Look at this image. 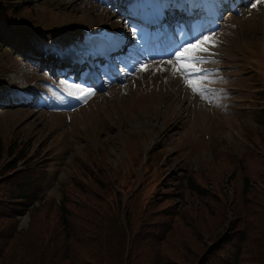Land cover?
I'll use <instances>...</instances> for the list:
<instances>
[{
  "label": "rangeland",
  "instance_id": "374dc122",
  "mask_svg": "<svg viewBox=\"0 0 264 264\" xmlns=\"http://www.w3.org/2000/svg\"><path fill=\"white\" fill-rule=\"evenodd\" d=\"M250 4H255V7H238L236 12L227 13L228 18L222 22V26L217 31L204 33L212 36L215 46L210 47L208 52L214 54L215 57L195 62L197 67L204 65L218 67L214 71L196 75L195 78L200 84L235 86L236 88L230 87L232 88L230 92L235 90L237 93L231 94V102H226L227 98H219L214 91L210 90L202 94L194 93L190 87L185 86L182 89L184 97L182 93H177L174 99H166L168 105L174 107L170 108L172 114L177 112L179 105L186 106L185 101L188 102L187 106L191 105L189 111L186 108L182 113L178 112L177 118H182L181 114L188 112L189 114L183 117L179 126L175 125L176 129L173 128L174 130H170L161 120L152 119L159 112H166V105L160 106V103L164 101L163 93L157 95L153 92H146V101L142 95L143 91L134 96L138 85L137 80L110 87L107 92L97 93L86 100L78 110L67 114L68 118L57 115L53 105L44 106L39 110L35 106L0 104V214L6 215L7 211H13L15 208L8 202V190L12 188L10 176L15 174V171L7 170L6 162L8 161L5 155L7 149L14 145L16 136L19 137L21 143H18L24 146L26 153L30 152L28 161H26L28 164L26 162L19 164L18 172L36 173L48 163V154L56 156L62 152V157L50 165L53 176L47 177V182L43 185L30 184L34 190H37L36 199L31 201L30 208L38 207L44 199L58 202L61 198V188H66L74 181L72 173L77 174L83 185L91 188L93 183L89 179L90 175L86 174L87 170L84 165L90 171H92L90 164L97 171L101 170L97 163V157L89 154L90 150L87 145H91V148L100 150L99 153L103 161L106 162V168L112 173L111 179L115 186L108 181L107 187L112 191L113 196L105 198L111 211L122 219L123 225L127 208L130 212L129 217L132 209L137 205L142 208V214L145 216L137 219L136 214L134 222L129 227L116 221L115 227L112 228L115 233L124 231L123 246L115 244L113 250L89 251L78 255L73 260L79 264H192V261L197 262L198 256H200L198 264L209 258L233 260L234 246L238 242L241 231L248 229L255 235V238L245 251H242L241 256L247 252L246 264H255L254 256L250 252L258 251L264 243V219L261 218L264 206L255 200V195L264 196L257 191L259 185L254 186L250 181L246 196L240 194L241 180L231 182L230 173L232 168L239 167L232 165L225 168L222 174L206 179L205 186L209 194L207 197L195 196L189 194L185 189L186 184L183 176L187 174V171L184 172L182 168V166L193 168L197 173L200 172L202 179L205 178L204 172L211 160L212 150L208 139L201 133V119L210 120L213 133L211 135H215L221 141L220 150L227 153L231 161L245 157L252 158L258 163L264 161L257 158H264V130L258 122L260 118L254 114V110L247 111L246 108L241 107L248 106L245 103L249 102V99L256 106L255 96L241 88L250 87V77L254 74L257 76L256 71L260 64L250 61L252 73L238 80L225 76L219 68L223 67L226 72L229 69H234L235 66H230L233 58L238 61L243 59L242 55H249L243 48L235 50L243 27L250 35L264 33V0H252ZM35 5L51 10L57 16L69 17L73 23L72 28L89 24L90 19H100L103 16H108L114 21L117 19L112 11H105L106 14H103V10L86 0H36ZM92 7H96L98 10H93ZM86 9H89V15L78 20L77 17L84 15ZM38 16H42V22L52 20L51 15L47 13H40ZM62 28L32 25L26 33L29 35L36 33L33 37L36 41L34 55H40L37 48L52 45L55 40L61 41V33L64 31ZM4 33L8 38L15 37L16 34L14 29L7 28L4 29ZM249 33L244 35L246 41H250ZM65 40L66 42L70 41L69 38ZM257 47L258 49L253 50L257 58L264 62V50L261 45ZM11 52L8 51L5 56L12 59ZM173 59L175 60V56ZM15 61L19 66L18 69H15L11 62H5L0 54V85L9 83L26 86L32 80L42 76L44 71L39 72L37 68L51 69L46 61L41 62L40 59H34L32 64L34 67H30V64L25 61L23 63L18 59ZM255 69L256 71L253 72ZM178 73L181 77L183 76L181 72ZM240 74L242 76L243 72ZM175 82L171 84H175ZM125 85L129 86V92H123ZM252 103L249 106H252ZM102 108H105L104 113L109 121H104L103 113L100 112ZM123 112L127 113L128 118H125ZM34 117L36 118L34 119ZM77 117L79 118L77 119ZM96 117L101 121H96L95 125L94 118ZM176 119L170 125L171 127ZM81 123L84 125H80ZM86 127L88 132L85 130ZM144 128L157 134L158 144L162 143L163 148L150 157L145 172L135 178L132 171L128 172L124 157H126L127 149L131 157L135 161L138 160L142 147L135 146V141L137 142L136 138ZM91 129H93L92 133ZM54 132H57L55 136ZM242 136L247 139V143ZM60 138L62 139L60 140ZM139 140L143 144L145 137L141 136ZM219 143V141L213 140L214 155L216 153L215 146ZM76 150L78 152L82 150L84 159H90V162L76 160L74 155ZM180 155L185 159V164L182 163L183 158L178 159ZM8 156L13 158L15 154ZM251 162L254 163L252 160ZM193 169L190 174L194 176ZM248 174L250 175V172ZM252 178L257 179L255 176ZM116 180L117 182H115ZM39 187H41L40 190H38ZM182 192L183 197L180 196ZM121 204H124V209L119 207ZM182 204L185 208H180L179 217L168 215L176 212ZM104 205L108 207L105 201ZM244 207L247 208L246 217H244ZM113 213L110 212V219L114 218ZM192 218H195V221ZM30 219L29 213L25 212V214L17 216L13 227L18 233H27L28 230L30 233ZM197 224L205 228V233H198ZM7 233L15 236L9 229H7ZM37 235L36 233L35 237H32L29 234L27 240L30 241ZM208 235H211L212 238H209ZM217 236H219L218 239L205 243V240H212ZM17 242H19L18 239ZM109 244L111 243L109 242ZM205 244L207 250L201 253ZM15 245L16 239L9 257L27 259L29 252L26 249L20 251ZM47 245L44 243L43 248ZM51 247L54 248V251L56 249L57 256L68 257L58 247ZM43 248L36 243L34 251L40 255ZM117 249L118 256H112V252ZM51 253H53L51 250L44 249V254L51 255Z\"/></svg>",
  "mask_w": 264,
  "mask_h": 264
},
{
  "label": "trees",
  "instance_id": "16d2710c",
  "mask_svg": "<svg viewBox=\"0 0 264 264\" xmlns=\"http://www.w3.org/2000/svg\"><path fill=\"white\" fill-rule=\"evenodd\" d=\"M0 3V18H2L3 15H6L3 7L5 6L8 9V0H0ZM258 117L260 118L258 122L263 126L262 130H264V112L259 113ZM17 140L15 139L14 145L10 146L6 152V155L16 153L15 157L6 162L7 170L15 171V174L10 176L12 188L8 190L9 205L15 208L13 211H7L6 215L0 214V264H79L73 258L82 253L113 250L115 244L124 245V231L115 233L112 228L115 227L116 221H120L121 225H123L122 219L111 211L105 199L107 197L112 198L113 196L112 191L107 187V182L113 179L108 176L107 172L99 164L98 166L101 170L97 171L94 167L91 168L93 172L84 165V168L87 170L86 174L90 175L89 179L93 183L91 188L83 185L79 181L77 174L72 173L71 176L74 181L66 188H61V198L58 202L53 200L46 201L45 199L42 200V198L39 199L42 200V203L38 207L30 208L31 201L36 199L37 193V190H34V187L30 184L37 183L43 185L47 182L48 175L45 168L40 169L36 173L23 170V172L17 171L18 161L27 157L24 146L20 144L21 142L18 143ZM257 158L264 160V158ZM250 159L256 164L252 163ZM250 159L249 157H245L234 160L239 168L231 169V182L241 180L239 192L242 195L246 196L248 193L250 181L254 186L258 184L257 191L264 194V161L258 163L254 159ZM81 161L83 160L81 159ZM131 171V169H128V172ZM249 172L250 175L248 174ZM252 176H255L257 179L254 180ZM201 186L195 183L192 178H188L185 189L189 194L201 197V194L205 193ZM180 196L183 197V192ZM255 200L261 202L264 206V196L255 195ZM104 201L108 207L104 205ZM180 208L185 207L182 204L176 212L168 215L179 217ZM243 211L244 217H246L247 208L244 207ZM25 212L30 215L31 230L30 233L28 230L27 233L21 234L15 230L13 225L17 221V216L23 215ZM110 212L114 214L113 219L109 217ZM142 212V208L137 205L132 209L131 216L129 217L130 212L129 208H127L123 226L129 227L134 222L136 214L137 219L144 217L145 215ZM261 218L264 219V213L261 215ZM192 219L195 221V218ZM196 227L198 233H205L204 227L199 224ZM7 229L11 230L16 237L8 234ZM36 233L38 234L36 238H31L30 241L27 240L29 234L35 237ZM208 237L212 238L211 235H208ZM218 237L212 240H205V243L206 241H214ZM254 238L255 235L252 232L248 229H242L238 242L234 246L233 260L209 258L199 264H246L248 254L244 252L241 256V253L252 243ZM15 239L16 248H19L20 251L26 249L29 252L27 259L9 257ZM17 239L19 242H17ZM36 243L42 246V248L44 243L48 244L41 250L40 255H37L34 251ZM50 245L58 247L68 257H64L63 255L57 256L56 249L54 251V248ZM44 249L51 250L53 253L46 255L44 254ZM206 250L205 244V248L201 253H204ZM117 253L118 249L112 252V256H118ZM250 253L254 256L253 261L255 264H264V243L259 247L258 251ZM199 260L200 256L197 257V262L192 261V264H198Z\"/></svg>",
  "mask_w": 264,
  "mask_h": 264
},
{
  "label": "snow or ice",
  "instance_id": "6c2138e0",
  "mask_svg": "<svg viewBox=\"0 0 264 264\" xmlns=\"http://www.w3.org/2000/svg\"><path fill=\"white\" fill-rule=\"evenodd\" d=\"M131 2V0H129ZM255 7V4L252 5ZM133 36L135 37L141 31L135 24H131ZM215 44L212 42V36L210 34H201L199 38H195L192 42L185 44L181 50L175 52L176 63L173 65L172 60H168L167 63L172 65L174 72H181L184 75L182 79L185 86L190 87L191 90L196 93H203V85L198 82L195 78L197 73H202L205 70L197 67L195 62H199L203 59L201 53L208 52L210 47H214ZM142 70H147L146 65H141ZM92 89H85L84 93H91ZM79 98H83V93Z\"/></svg>",
  "mask_w": 264,
  "mask_h": 264
}]
</instances>
